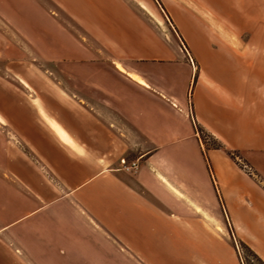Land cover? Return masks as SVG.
Masks as SVG:
<instances>
[{
	"label": "crops",
	"instance_id": "0c3cea01",
	"mask_svg": "<svg viewBox=\"0 0 264 264\" xmlns=\"http://www.w3.org/2000/svg\"><path fill=\"white\" fill-rule=\"evenodd\" d=\"M70 5L79 7L80 17ZM58 13L95 49L78 40ZM152 20L146 0H0V59L16 67L37 61L69 73L61 80L75 88L70 100L85 113L87 135L111 150L144 151L134 175L101 169L67 190L24 192L38 207L0 226V264H241L239 242L264 262V175L253 170L264 164L254 158L264 155V137L230 145L241 135L236 112L245 102L231 93V80L222 84L198 70L191 85L193 68L186 66L185 97L175 98L163 79L177 65L161 69L153 62L167 52L151 46ZM140 26L143 45L135 31ZM99 54L103 62L94 61ZM242 66L256 69L249 62ZM261 82L262 112L254 122L264 128ZM186 97L190 116L179 108L186 110ZM56 119L71 136L80 132L73 125L78 116L57 110ZM196 126L222 147L202 156ZM187 140L200 152L196 174L167 153L182 150ZM235 149L249 156L243 163L251 173L226 154ZM69 166L66 184L75 181L76 167ZM21 192H2L0 202ZM4 215L0 211V220Z\"/></svg>",
	"mask_w": 264,
	"mask_h": 264
},
{
	"label": "rangeland",
	"instance_id": "374dc122",
	"mask_svg": "<svg viewBox=\"0 0 264 264\" xmlns=\"http://www.w3.org/2000/svg\"><path fill=\"white\" fill-rule=\"evenodd\" d=\"M146 1L156 15V20L149 22L151 46L158 52H167L165 56L162 55V58L153 62L163 64L158 67L161 69H165L166 64L177 65L173 67L172 73L168 72L171 74L170 78L163 79L166 85L173 89L175 98L182 100L185 97L183 92L188 83L190 67L193 68L191 85L197 78L198 70H204L209 77H216L222 84L231 80V93H237L238 98L243 96L245 102L242 112L239 108L236 112V122L242 124L241 135L233 137L230 145L239 147L242 143L262 139L264 128L254 121L258 113L262 112L259 98L260 83L264 81V0ZM70 7L78 13L75 15L80 17L79 7L74 5ZM58 16L70 27L78 40L83 44L86 42L89 46L92 45L95 49L96 45L86 39L78 28L61 13H58ZM135 31L137 34L140 31L141 36L143 27L140 26V29L137 27ZM140 40V45H143L142 36ZM31 58V55L27 56L28 61H31ZM94 59L95 62L104 61L101 54L96 55ZM245 62L253 63L256 69L245 70L242 66ZM186 66L190 67L187 69ZM68 77L69 73L63 74L54 66L41 62L16 67L7 59H0V193L22 191L21 195L5 196L0 202V211L6 212L5 218L0 220V226L13 221L24 209L38 207L30 195L26 194L24 197V192L67 190L77 185L81 179L101 169L117 168L126 175H134L139 169L144 151L122 148L111 150L106 145L97 144L89 133L87 135L85 113L70 100L72 98L70 91L75 88L69 90L70 88L65 86L66 82L61 80ZM252 82L259 84L255 85ZM240 94L242 96H239ZM185 102L186 110L180 104L179 108L190 116L187 97ZM250 103L255 104V107L251 109ZM56 109L71 118L75 115L79 117L73 124L80 130L78 134L71 136L67 133L56 119ZM98 121L100 122V119ZM196 136L202 156L217 144L222 147L218 141L204 132L201 135L196 133ZM56 139L65 145L66 149L59 146ZM74 140L80 143L81 149ZM184 142L182 150L167 153L172 159L182 158L183 161H187L189 169L196 174L197 168H200V152L193 140ZM121 146L123 145L119 147ZM62 152L68 158L65 155V158L57 155L63 154ZM226 154L242 170L251 173L243 163L248 160V155L241 154L236 149L227 151ZM254 158L257 161H260V158L264 160V155ZM120 159L127 163L136 161L137 171L121 170ZM71 164L76 167L73 173L75 181L66 184L62 180L71 173L68 170ZM253 170L264 175V164L262 168ZM235 244L241 250L242 258L245 256L247 264H255L245 255L239 244ZM13 249L14 246H10L12 253Z\"/></svg>",
	"mask_w": 264,
	"mask_h": 264
},
{
	"label": "trees",
	"instance_id": "16d2710c",
	"mask_svg": "<svg viewBox=\"0 0 264 264\" xmlns=\"http://www.w3.org/2000/svg\"><path fill=\"white\" fill-rule=\"evenodd\" d=\"M195 132L200 135L203 133V131L200 130L198 127L195 128ZM220 148L221 147L217 144V146L214 147L213 149H220ZM238 244L244 251L245 255L250 257L251 261H254L255 264H264V262L260 258H258V256L251 249H249L246 245L240 242ZM241 264H247L245 256L242 258Z\"/></svg>",
	"mask_w": 264,
	"mask_h": 264
},
{
	"label": "built area",
	"instance_id": "2783aa9c",
	"mask_svg": "<svg viewBox=\"0 0 264 264\" xmlns=\"http://www.w3.org/2000/svg\"><path fill=\"white\" fill-rule=\"evenodd\" d=\"M119 165L120 169L125 171V172H136L138 169V163L136 161H131L129 163L125 162L124 159L119 160ZM236 249L237 256L241 262L242 260V255H241V250L238 248V245H234Z\"/></svg>",
	"mask_w": 264,
	"mask_h": 264
}]
</instances>
